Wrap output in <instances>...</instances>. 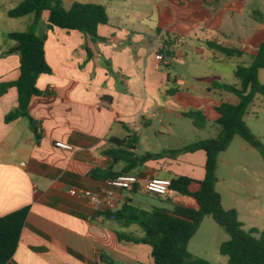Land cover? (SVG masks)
Returning a JSON list of instances; mask_svg holds the SVG:
<instances>
[{"label": "crops", "instance_id": "1", "mask_svg": "<svg viewBox=\"0 0 264 264\" xmlns=\"http://www.w3.org/2000/svg\"><path fill=\"white\" fill-rule=\"evenodd\" d=\"M21 1L0 0V84L13 83L20 75L19 54L8 53L15 45L8 38L14 31L8 27L16 20L8 16V11ZM67 1L69 4L63 0L66 8L72 0ZM75 1L104 6L108 22L97 28L102 39L93 40L77 30L48 29L49 12L42 13L47 34L44 53L51 72L38 76L36 86L41 93L33 96L28 106L36 133L26 117L5 121V116L18 106L16 87L10 86L0 95V217L29 207L16 250L6 264H102V252L118 264H152L150 245L120 240L117 236L119 231L142 237L139 226L123 227L106 219L102 210L81 196L71 195L70 190H96L107 179L106 172H117L124 166L113 164L103 153L113 147L110 138L136 135L137 153L142 129L151 127L152 121L157 122L158 129L168 121L164 132L158 130L156 135L173 134V120L190 118L184 113L201 107L195 103L193 88L187 86H198L200 77L208 78L210 82L203 83L202 88L212 92L208 90L212 83H225L223 73L236 78L237 65L248 66L242 59L248 56L252 62L256 46L264 40V26H255L252 34L240 38V46H231L226 42L230 36L224 14L229 9L241 13L243 0L229 8H215L209 0H155V6H145L143 10L148 11L141 14L134 11L133 0L120 12L104 0ZM147 1L143 3L147 5ZM155 12L158 18L154 22L151 17ZM31 15L32 24L33 14L26 16ZM175 36H183L185 43L176 42ZM209 43L244 53L242 57L228 58ZM156 54H162L165 60H157ZM179 62L183 67H178ZM190 119L194 130L201 129ZM57 142L70 144L72 150L57 147ZM164 150L167 149L137 154ZM195 154L197 165L179 161L177 156L162 157L148 160L135 168L138 173L133 169L130 174L142 180L179 175L200 180L206 155L204 151ZM173 194L177 193L172 191L167 197ZM116 197L118 206L129 199L135 204L124 190H116ZM137 202L138 199L139 205ZM222 204L227 209L223 199ZM185 205L197 208L196 201ZM215 228L219 248L228 239L218 224ZM194 236L188 243L192 255L210 264H228V260H212L207 254L192 252Z\"/></svg>", "mask_w": 264, "mask_h": 264}, {"label": "trees", "instance_id": "2", "mask_svg": "<svg viewBox=\"0 0 264 264\" xmlns=\"http://www.w3.org/2000/svg\"><path fill=\"white\" fill-rule=\"evenodd\" d=\"M48 11L46 27H58L65 30H77L85 36L100 40L97 28L108 22L104 6L95 3H82L72 0L68 8L62 0H22L8 11L10 18H19L33 14L34 19L29 29L24 32H12L8 38L15 45L8 53H17L20 57V75L13 83L0 84V95L10 86H15L18 93L17 108L5 116L10 122L18 117H26L36 128L29 114V103L33 96L41 92L36 86L39 75L49 74L51 68L45 59L44 42L46 32L38 33L42 21V13ZM225 57H242L241 49L223 47L209 43ZM264 69V40L256 46L255 55L248 66L237 65L234 76L239 81V87L231 84L214 82L209 91L219 90L233 93L238 97L235 104L221 102L217 107L218 118L214 123L219 127L216 137L195 141L182 148L164 150L160 153L138 155L135 152L139 139L136 135L123 138L112 137L109 142L113 147L103 153L109 156L113 164L123 163L117 172H106V178L122 173H130L133 169L143 166L148 160H157L164 156L176 157L184 152H205L204 176L200 180L179 175L171 178V190L177 194L194 199L197 208L182 203H172L169 197L158 196L163 203L171 208L152 206L144 209L132 204V200L124 202L116 210L102 211L108 220L119 223L123 227L135 224L143 231L142 237L126 235L117 232L120 240L151 246L152 264H210L207 260L192 255L188 250L190 239L196 234L205 217H211L228 235V240L219 245V253L227 257L228 264H264V229H245L238 218L235 209H225L222 197L216 190V171L218 156L230 145L235 135L257 148L264 159V147L252 134L243 117L247 113L255 95L264 98V84L259 81V70ZM193 119L198 128H202L206 117L202 111L191 110L184 113ZM37 136V135H36ZM95 171L91 172L94 175ZM197 185L194 189L193 186ZM136 194L135 187L128 191ZM29 207H23L0 217V264H6L13 256L18 245L20 233L24 226ZM102 264H118L108 254L102 252ZM146 264V263H138Z\"/></svg>", "mask_w": 264, "mask_h": 264}, {"label": "rangeland", "instance_id": "3", "mask_svg": "<svg viewBox=\"0 0 264 264\" xmlns=\"http://www.w3.org/2000/svg\"><path fill=\"white\" fill-rule=\"evenodd\" d=\"M63 1V0H62ZM65 4H69V1L64 0ZM131 0H104L107 6L113 8L116 11H121ZM134 11L137 14H141L148 10H143L145 6H155V0L147 1V5L143 3V0H133ZM212 1V2H211ZM209 4L215 8H221L223 5H230L239 3L238 0H209ZM243 7L241 13H238L232 9L226 11L224 14L225 28L228 29L230 39L226 40L231 46H240V38H244L253 33L255 26H264V0H243ZM208 4V5H209ZM65 6V5H64ZM133 12L134 14H136ZM113 12H111L112 14ZM111 16H114L112 14ZM31 16H24L16 18L13 22H10L9 30L14 32H24L29 29L31 25ZM156 12L151 17V20L155 22L157 19ZM42 30L44 32L45 27L41 23L38 27V33ZM226 43V44H227ZM243 64L249 65L251 61L248 56L243 59ZM178 67H183L182 63H178ZM226 84H237L239 82L236 78H231L226 73L221 75ZM258 78L261 83L264 84V69L259 70ZM198 86L189 84L187 87H192L197 99L196 104L201 107H195L188 110H202L207 115V121L201 129L194 130L193 122L190 118L173 120L175 132L171 135L164 137L158 136L155 133L159 130L164 132L168 127V121H166L165 127L158 129V124L152 121L151 127H145L141 133V143L137 147V153L141 154L144 150H162V149H176L189 145L198 140H204L207 138L216 137L219 132V127L214 123V120L218 117V113L215 110V105L222 101L236 103L238 97L229 92H220L214 90L207 92L202 88L203 83L210 82L208 78H199ZM218 80L219 77H218ZM206 90V91H205ZM246 125L257 138V140L264 147V98L257 94L253 101L250 103L247 113L243 117ZM195 153H201L198 151ZM195 153L184 152L179 154L178 160L185 162H193L198 164L195 158ZM199 154V155H201ZM171 157V156H164ZM175 158V157H172ZM134 170V173H138ZM216 190L220 193L224 206L227 209L235 208L239 212V218L245 224V229L256 228L258 230L264 229V159L260 151L244 141L239 135H235L233 140L227 149L220 153L217 162L216 171ZM197 186H194L196 188ZM125 194L133 198L135 205L138 199V204L144 209H150L152 206H161L171 208L168 203H163L159 200L157 195L149 193L137 192L136 194L124 191ZM172 202H182L184 204H195V200L189 197L173 194L170 197ZM209 217V216H208ZM206 218V217H205ZM204 218V219H205ZM217 227L216 222L210 217L206 218L191 240L190 249L192 252H196L199 255L207 254L210 259L213 258L227 260L225 256H221L219 253L217 234L214 229ZM225 239H228L227 233L223 230Z\"/></svg>", "mask_w": 264, "mask_h": 264}, {"label": "built area", "instance_id": "4", "mask_svg": "<svg viewBox=\"0 0 264 264\" xmlns=\"http://www.w3.org/2000/svg\"><path fill=\"white\" fill-rule=\"evenodd\" d=\"M174 38L178 43H185L183 36ZM156 59L163 61L165 57L162 54H156ZM55 145L61 149L72 150V146L67 143L57 142ZM135 187L144 193L161 197H167L172 193L170 179L146 178L142 180L136 175L122 173L107 178L96 190L72 188L70 194L83 197L98 210H116L118 208L116 190L130 191Z\"/></svg>", "mask_w": 264, "mask_h": 264}]
</instances>
